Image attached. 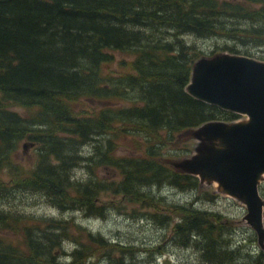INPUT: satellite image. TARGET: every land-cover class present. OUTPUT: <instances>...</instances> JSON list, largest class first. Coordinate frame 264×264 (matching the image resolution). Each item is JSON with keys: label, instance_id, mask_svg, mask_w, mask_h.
Returning <instances> with one entry per match:
<instances>
[{"label": "trees", "instance_id": "16d2710c", "mask_svg": "<svg viewBox=\"0 0 264 264\" xmlns=\"http://www.w3.org/2000/svg\"><path fill=\"white\" fill-rule=\"evenodd\" d=\"M189 37L216 40L214 54L254 56L264 49V0H0V264H136L139 256L155 254L73 219L30 211L42 202L88 218L121 210L159 227L173 225L175 212L180 217L170 244L197 250L206 264H240L243 250L232 248V228L195 207L205 193L208 201L217 195L160 161L176 134L240 118L186 92L203 56ZM114 51L135 56L132 72H106ZM82 101L90 111L79 110ZM127 137L146 146L144 154L117 156L119 140ZM22 141L35 150L29 166L16 158ZM189 151L185 145L183 153ZM168 187L203 196L168 206L151 190ZM126 203L147 204L153 212H127ZM247 257L264 264L260 253Z\"/></svg>", "mask_w": 264, "mask_h": 264}, {"label": "water", "instance_id": "95a60500", "mask_svg": "<svg viewBox=\"0 0 264 264\" xmlns=\"http://www.w3.org/2000/svg\"><path fill=\"white\" fill-rule=\"evenodd\" d=\"M186 92L245 120L210 121L192 130L195 154L176 167L243 203L245 220L264 249V61L230 53L201 57ZM32 146L25 143L24 149Z\"/></svg>", "mask_w": 264, "mask_h": 264}, {"label": "rangeland", "instance_id": "374dc122", "mask_svg": "<svg viewBox=\"0 0 264 264\" xmlns=\"http://www.w3.org/2000/svg\"><path fill=\"white\" fill-rule=\"evenodd\" d=\"M188 40L191 43H195L196 47L203 51L204 57H212L216 54L221 53H230L229 51H218L214 54L215 44L214 39L210 40H202L196 39L195 37H189ZM220 45L218 47L222 48L226 43L220 41ZM230 46H233L232 43H227ZM245 47L239 46L240 52H245ZM114 55V62L108 67L106 72H113L114 74H124L126 72H132V64L135 60V56L133 54H128L125 52H111ZM264 49L260 52H252L254 56H249L245 54H234V55H242L246 57H250L259 61H264L260 57L263 55ZM233 54V53H230ZM9 104V103H8ZM9 109L12 111H16L21 115H26L28 112L26 109L14 105H7ZM79 110L90 111L91 108L84 103V101L80 102L78 105ZM245 120V117H240L236 121ZM197 140L192 136L191 132H185L182 134H176L174 142L169 145H165L163 147L162 154L160 156V161L171 168H177L176 164L182 162L186 159L191 158L195 154V148L197 145ZM27 141H22L20 143L19 150L17 152L16 158L18 161L25 165L29 166L31 162V158L34 155V147H28L27 150L24 149V144ZM120 147L117 151V156L124 155H141L144 154L146 146L142 149L139 146L137 141L133 140L130 137L119 140ZM188 145L190 151L188 153H183V147ZM180 170V169H179ZM102 176H110L109 170H102L100 172ZM154 194H160L163 197L165 203L168 206H182L189 204L196 197L203 196L194 192H180L179 190L173 188H165L163 191H158L156 188H151ZM201 192H210L211 194L217 195L215 201H208L206 199V193L203 196L205 200H200L196 203L195 207L199 210L207 211L208 213H212L214 215V221L216 225H225L232 228V248H242L243 254H238L237 256L240 264L249 263L248 257L249 254H262L264 255V249H262L258 244V238L256 232L248 225L245 217L247 215L246 206L233 199L231 197L220 194L217 190V185H208L207 183L202 185ZM264 197V196H263ZM111 199V196H106L103 198L104 201H108ZM38 202L37 199L32 198L30 203ZM126 211L131 212L133 210L141 211L145 213L146 211L153 212V209H148V205L145 204V208H142L140 204L134 203H126ZM34 214L38 216H47V217H55L58 219L65 220H74L77 224L86 227L90 231L95 234H101L108 239L113 241H119L125 244V246L137 245V246H146L149 249H153L155 254L152 256H144L141 255L138 257V262L136 264H206L204 263L197 250L193 248H182L178 246H174L169 241L174 233L175 222L178 221V217H180L177 213L174 212V217L172 219L173 225L171 223L168 226H158L152 220L150 223L146 222L145 219L140 217L134 218L131 215L126 213H122L118 210H111L107 216V218H88L85 217L83 213L80 212H68L61 213L60 211L51 208L50 206L44 204L33 206L30 210ZM167 207L164 208V213H167ZM18 237H20L18 235ZM15 239V237H13ZM17 239V237H16ZM158 248V250H156ZM65 250L68 252L73 251V247L70 244L65 245ZM153 253L152 251H149ZM248 253V254H246ZM145 254V253H143ZM152 260L150 263L146 261ZM62 260L70 262L69 257H64ZM246 260V261H245ZM255 262V261H254ZM99 264V263H98ZM100 264H109L105 259L100 261ZM135 264V263H134ZM251 264V263H249Z\"/></svg>", "mask_w": 264, "mask_h": 264}, {"label": "flooded vegetation", "instance_id": "af4514ba", "mask_svg": "<svg viewBox=\"0 0 264 264\" xmlns=\"http://www.w3.org/2000/svg\"><path fill=\"white\" fill-rule=\"evenodd\" d=\"M264 263V262H263Z\"/></svg>", "mask_w": 264, "mask_h": 264}]
</instances>
